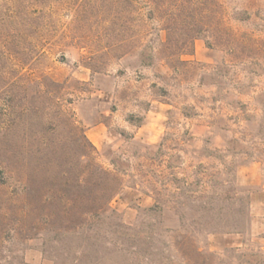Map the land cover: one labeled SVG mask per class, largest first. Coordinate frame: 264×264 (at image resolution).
Returning <instances> with one entry per match:
<instances>
[{
    "label": "rangeland",
    "instance_id": "374dc122",
    "mask_svg": "<svg viewBox=\"0 0 264 264\" xmlns=\"http://www.w3.org/2000/svg\"><path fill=\"white\" fill-rule=\"evenodd\" d=\"M263 216L264 0H0V264H264Z\"/></svg>",
    "mask_w": 264,
    "mask_h": 264
},
{
    "label": "crops",
    "instance_id": "0c3cea01",
    "mask_svg": "<svg viewBox=\"0 0 264 264\" xmlns=\"http://www.w3.org/2000/svg\"><path fill=\"white\" fill-rule=\"evenodd\" d=\"M107 131H108L107 127L99 123L87 128L85 131V135L92 145L97 146V145H101L104 142V139H106L107 137L106 136ZM254 219H260V218H254ZM261 220L264 221V216L261 218Z\"/></svg>",
    "mask_w": 264,
    "mask_h": 264
},
{
    "label": "trees",
    "instance_id": "16d2710c",
    "mask_svg": "<svg viewBox=\"0 0 264 264\" xmlns=\"http://www.w3.org/2000/svg\"><path fill=\"white\" fill-rule=\"evenodd\" d=\"M112 196H113V194L109 195L108 198H107V200L111 199Z\"/></svg>",
    "mask_w": 264,
    "mask_h": 264
}]
</instances>
